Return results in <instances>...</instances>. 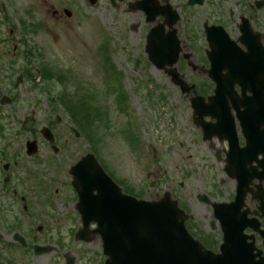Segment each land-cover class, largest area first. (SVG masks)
<instances>
[{
	"label": "flooded vegetation",
	"instance_id": "1",
	"mask_svg": "<svg viewBox=\"0 0 264 264\" xmlns=\"http://www.w3.org/2000/svg\"><path fill=\"white\" fill-rule=\"evenodd\" d=\"M99 1L123 18L129 13L140 15L137 24L128 26L127 23L129 28L142 26V50L136 52L137 60L134 61L129 53L125 57L132 61L135 71L138 68L145 72L144 75L137 71L143 82L134 79L132 85L138 89L173 88L179 93L178 101L185 102L189 112L183 117L167 106L165 113L163 106L152 117L155 122H162L170 134L177 133L170 126L179 130L183 118L186 127L193 129L189 145L193 146L194 152L187 157L181 152L176 155L172 146V161L174 170L182 176L187 173L179 171L183 161L187 163L192 158L199 161V170L202 167L204 170L202 176H207L206 188L201 190L197 186L200 191L185 199L183 186L190 183L187 178H182L177 184L170 182L161 193L168 192L186 205L190 222L194 223L191 224L193 232L199 234L201 230L206 241L212 240L211 236L218 228L212 203L228 204L237 193L235 202L246 211L248 222L263 229L264 0H93L92 3L95 5ZM48 4L49 0H0V229L13 230L6 243L0 234V264H35L34 261L27 262L30 254L34 257L52 254L46 264H75L77 261L64 246L53 241V235L47 241L39 242V236L34 233L31 243L28 242L30 237L24 236V246L13 236L16 230L23 229L21 217L13 214L30 213L35 207L45 208L53 202L58 189L50 184L58 178L48 175L62 172L60 162L80 153L74 139V145L68 142L63 144L65 147L60 146L59 138L67 132L61 134L58 131V117L53 115L55 110L47 106L46 95L40 97L43 92H39L37 51L41 45L33 42L31 36L47 28L45 18L50 13L59 17L61 11L65 13L67 9L64 0ZM140 4L150 7L151 18ZM122 23L126 25L123 19ZM154 26L159 35L153 58L147 36ZM229 41L234 44L230 45ZM111 66L113 83L120 90L127 79L122 78L117 63ZM218 82H224L221 92L214 91ZM217 96L222 99L214 100ZM150 103L152 101L147 105L150 111H154L156 105H164L159 99ZM119 105L124 109V102ZM217 114H220L219 123ZM219 126L230 134L226 130L219 131ZM44 127L52 134L53 142L44 137ZM129 127L127 124L126 129L130 132ZM244 127L247 137L243 133ZM232 129L235 137L231 134ZM234 141L236 153L228 164L225 162L226 149L229 142L234 144ZM246 144L248 148H245ZM177 146L185 151L182 141ZM148 147L153 153L152 159L160 163L161 153L151 143ZM55 163L60 167L54 166ZM227 185L230 192H223ZM158 195L154 193V196ZM206 213L210 219L204 215ZM9 215H13V219L6 217ZM35 230L42 231L43 224L37 223ZM254 237L256 246L261 248L262 237L256 232ZM34 244L50 249L36 255ZM18 251L23 254H17Z\"/></svg>",
	"mask_w": 264,
	"mask_h": 264
},
{
	"label": "rangeland",
	"instance_id": "2",
	"mask_svg": "<svg viewBox=\"0 0 264 264\" xmlns=\"http://www.w3.org/2000/svg\"><path fill=\"white\" fill-rule=\"evenodd\" d=\"M55 1L49 0L48 6ZM64 5L71 7L70 16L62 11L59 17L50 13L48 18H45L48 23L47 28H44L43 32L31 36L33 42L41 45L39 59L43 61L44 65L42 73L45 77L39 83L41 88L39 92H43L40 93V97L43 95L48 97V90L52 97L59 95L57 98L61 99L55 104L54 108L57 111L53 114L58 117V131L61 134L67 132L66 136H60V146L65 147L63 144L68 142L72 144L74 139L76 150L83 154L85 151H92L99 163L107 172L111 173L119 185L129 184L136 193L138 191L143 193L142 190H144L145 198H148L150 193H161L162 190L169 187L170 182L177 184V181L182 178H187L190 183L183 186L185 191L182 194L185 199L200 191L197 186L201 190H205L204 181L207 176H202L204 170L203 167L199 170V161L193 158L187 160V167V163L183 161L179 171L185 170L187 172L185 176H182L178 170H174V161H172L174 155L170 150L172 146L176 155L181 152L187 157L194 152L193 146L189 145L191 137L194 135L193 129L186 127L183 118L182 123L178 126L179 130L170 126L177 132L170 134L166 132L167 129L162 126V122H155L156 119L153 120L154 117H152L163 106L162 112L167 113L168 110L165 111L167 106H171L178 115L183 117L188 115L185 102L181 104L178 101L179 93L167 86L165 89L157 87L138 89L132 85L134 79L143 82V77L140 75L142 71L137 70L138 68L135 71L132 68V61L125 57L129 53L134 61L137 60L136 52L142 50V26H136L135 30L127 27V23L128 26L137 24L140 15L129 13L123 18L119 14H115L102 1L91 5L87 0H64ZM122 19L126 25H123ZM114 22L116 25L113 28ZM99 48L105 50L104 62L100 61L104 53ZM106 61L110 65L117 63L119 71L123 73L122 78L124 76V79H127L126 85L121 82L120 90H117L116 84L113 83L110 66L106 67L110 74L105 73ZM142 73L145 75V72ZM89 88L94 93L89 91ZM68 97L75 101L72 102L74 107L71 109H77L80 120L83 121L85 132L82 131L76 136L70 131V127L75 128V126L69 120L67 113ZM156 99L163 101L164 105H156V107L154 106L155 110L150 111L147 105L149 101H152L150 104L156 103ZM119 100H121L120 103L124 102V109L118 107ZM46 102L48 106L49 100L47 99ZM78 103L80 107L77 105ZM83 108L86 111L89 108V116H91L89 119L84 118L88 114L86 111L81 115ZM146 114L151 116V119ZM103 120L104 122L108 121L107 129ZM127 124L130 126V132L126 129ZM160 124L161 126H159ZM87 141H90L91 145ZM180 141L183 142L185 151L178 148L177 145ZM149 143L161 153L160 163L152 159L153 153L148 147ZM72 153L73 151L70 154ZM70 157L71 159L60 162L62 172L57 169V171L59 170L57 175H48L49 178H58L53 185L51 184L52 188L58 189L54 193L53 200L51 199L53 202L46 205L45 208L35 207L34 211L30 213L13 214L21 217L22 220L23 229H18V232L23 236L30 237L29 243L32 242L31 238L34 233L39 236V238L37 237L39 242L47 241L49 236L53 235L54 242H58L61 247L64 246V250L68 251L70 256H76L75 264H102L104 256L101 255L97 239L90 242L74 240L73 232L80 222L78 213L74 210V202L77 199L68 184L71 177L67 174V170L78 156L70 155ZM55 165L57 166L56 163ZM61 180L66 183L65 186L60 184ZM228 190L229 185L222 189L223 192H230ZM13 215L6 217L13 219ZM204 215L210 219L208 213ZM37 223L43 224V230L40 232L35 230ZM12 231L0 229L5 243L13 233ZM17 254H23V252L18 251ZM52 256V254L48 256L42 254L34 257L30 254L27 262L46 264Z\"/></svg>",
	"mask_w": 264,
	"mask_h": 264
},
{
	"label": "water",
	"instance_id": "3",
	"mask_svg": "<svg viewBox=\"0 0 264 264\" xmlns=\"http://www.w3.org/2000/svg\"><path fill=\"white\" fill-rule=\"evenodd\" d=\"M140 6L151 18L153 12L150 7ZM158 35L155 26L147 36L153 58ZM229 44L234 43L229 41ZM223 90L224 82H218L214 91ZM221 99L219 96L214 98ZM216 116L219 123L220 114ZM218 130H226L230 134L221 126ZM243 133L248 136L245 127ZM231 134L235 137L234 129ZM229 147L226 159L230 162L236 153L235 141ZM70 174L73 177L71 184L77 192L75 207L82 222V229L76 234L84 239L89 238V232L100 235L103 254L107 255L105 264H264V257L259 251L254 252L252 244L246 242L247 235L242 232L246 224L242 219L244 212H239L240 205L226 211V216L229 214L233 221L227 222L225 213L222 215L223 242L220 251L213 253L205 250L184 229V214L168 194L148 201L124 194L92 153L71 165ZM221 207L215 209V215L222 214ZM93 222L96 227L88 231L89 224Z\"/></svg>",
	"mask_w": 264,
	"mask_h": 264
},
{
	"label": "trees",
	"instance_id": "4",
	"mask_svg": "<svg viewBox=\"0 0 264 264\" xmlns=\"http://www.w3.org/2000/svg\"><path fill=\"white\" fill-rule=\"evenodd\" d=\"M77 114H78V113H76V111H75V119H76ZM76 121H77V120H76ZM78 122H79L80 125H82V121H81V120L77 121L76 123H78ZM80 125H79V127L82 129L83 127L80 126Z\"/></svg>",
	"mask_w": 264,
	"mask_h": 264
}]
</instances>
